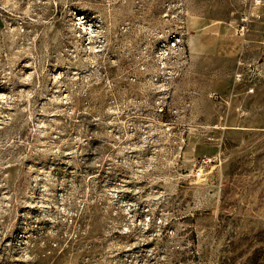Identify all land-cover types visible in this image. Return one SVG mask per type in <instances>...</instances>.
<instances>
[{
  "label": "rangeland",
  "instance_id": "1",
  "mask_svg": "<svg viewBox=\"0 0 264 264\" xmlns=\"http://www.w3.org/2000/svg\"><path fill=\"white\" fill-rule=\"evenodd\" d=\"M240 57L264 3L0 0V264H264Z\"/></svg>",
  "mask_w": 264,
  "mask_h": 264
},
{
  "label": "built area",
  "instance_id": "2",
  "mask_svg": "<svg viewBox=\"0 0 264 264\" xmlns=\"http://www.w3.org/2000/svg\"><path fill=\"white\" fill-rule=\"evenodd\" d=\"M249 6L250 8H254V7H257V6H260L264 3V0H244ZM248 19V16L245 15L243 20H247ZM243 28L244 26L242 25L241 26V29L240 31L242 32L243 31ZM238 65L239 67L240 66H243L245 67L248 71H250L252 74H249L248 76L250 75H253L255 77H258V76H263L264 75V63L261 62V61H249V60H245L244 58L240 57L239 60H238ZM237 76H238V79L240 80L241 77H242V73L241 72H237ZM252 79L253 78H247L246 81L248 83H250L248 86H247V89H246V92L247 93H252L254 92V86L252 85ZM211 97L217 101V102H220V97L216 94V93H212L211 94ZM216 158H203L202 159V162L204 163H210L211 161H215Z\"/></svg>",
  "mask_w": 264,
  "mask_h": 264
}]
</instances>
